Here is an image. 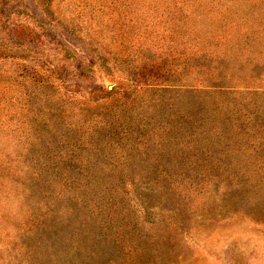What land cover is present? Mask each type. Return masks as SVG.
I'll return each mask as SVG.
<instances>
[{"label": "rangeland", "instance_id": "374dc122", "mask_svg": "<svg viewBox=\"0 0 264 264\" xmlns=\"http://www.w3.org/2000/svg\"><path fill=\"white\" fill-rule=\"evenodd\" d=\"M0 264H264V0H0Z\"/></svg>", "mask_w": 264, "mask_h": 264}]
</instances>
